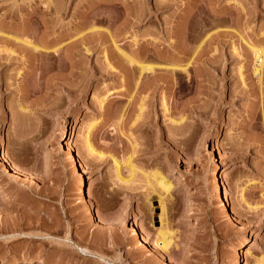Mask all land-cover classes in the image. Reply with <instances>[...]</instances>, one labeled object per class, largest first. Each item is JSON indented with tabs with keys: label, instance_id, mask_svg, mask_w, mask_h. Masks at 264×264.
<instances>
[{
	"label": "rangeland",
	"instance_id": "1",
	"mask_svg": "<svg viewBox=\"0 0 264 264\" xmlns=\"http://www.w3.org/2000/svg\"><path fill=\"white\" fill-rule=\"evenodd\" d=\"M158 1L0 0V264H264V0Z\"/></svg>",
	"mask_w": 264,
	"mask_h": 264
},
{
	"label": "bare ground",
	"instance_id": "2",
	"mask_svg": "<svg viewBox=\"0 0 264 264\" xmlns=\"http://www.w3.org/2000/svg\"><path fill=\"white\" fill-rule=\"evenodd\" d=\"M164 5H165V2H163V1H158L157 3H156V10L158 11V10H161L162 8L164 9ZM56 8H57V6H56ZM58 9V8H57ZM57 13H58V11H57ZM148 15V14H147ZM150 15V14H149ZM146 17V16H145ZM94 30V29H93ZM83 32V31H82ZM87 32V31H86ZM188 32V31H187ZM193 32V31H192ZM195 32V31H194ZM88 34V33H87ZM86 34L85 33H80V36H79V38L81 37V38H83L82 36H85ZM87 36V35H86ZM194 37H196V36H194ZM78 38V37H77ZM24 42V44H26L27 46H31L32 48H34V50L35 51H38L37 53H42V54H45V56L47 55V57L48 56H52V55H54V54H58V49L57 48H54V49H50L49 48V46H51V44L52 43H50V44H47L46 42L44 43V45L45 44H47V45H45V47L43 46V47H40V46H35L34 44H32V43H30V42H28V41H23ZM81 43H82V41H80ZM55 43V42H54ZM53 43V44H54ZM75 46V45H74ZM3 47V46H2ZM1 47V48H2ZM0 48V53H4L5 52V54L7 53V55L9 56V58H11V55H16V52L15 51H12V50H10V49H1ZM118 49V48H117ZM123 54V53H122ZM255 57H256V60L258 61V62H260L261 61V64H260V68L259 69H257V71H256V73H261L262 72V70H263V64H264V50H256L255 51ZM43 56V55H42ZM53 57V56H52ZM55 57V56H54ZM189 57V56H188ZM127 60H128V62L130 63V65H132L133 66V73H132V71H131V77H133V80H134V82H135V85L136 86H138V84H139V81H141V78L143 77V75L144 74H153L154 72H155V66L154 65H150V64H148V63H146L147 62V59L146 58H144L143 56H141V57H138V59H135V58H130V57H127ZM190 61V60H189ZM193 60L191 59V61L189 62V64H187V66H181V67H176V66H173V72H175V71H180L183 75H184V77H186V78H190V72H189V67H190V65L193 63L192 62ZM109 65V64H108ZM109 67H112L111 66V64L109 65ZM113 69V68H112ZM174 82H176L175 80H174ZM192 82V81H191ZM105 100V99H104ZM100 101V104H101V107H102V105H103V103L105 102V101ZM163 105H164V109H165V112H168V108H167V103H166V98L165 97H163ZM143 108H144V103H142L141 104V106H140V110H141V113H142V111H143ZM175 122V121H174ZM173 122V123H174ZM176 123V122H175ZM95 126H96V124H93L92 123V125H90L88 128H87V133H86V135H85V144H86V148H87V151L89 152V155L92 157H96L98 154H97V152H96V150L93 148V146H92V144H91V142H90V134H91V132L93 131V129L95 128ZM70 149V148H69ZM72 150V149H71ZM71 154V153H70ZM99 156V155H98ZM72 158V157H71ZM8 159H9V157H8ZM77 159V158H76ZM10 160V159H9ZM78 160V159H77ZM8 163V162H7ZM9 164V163H8ZM14 165V164H13ZM19 167V166H18ZM18 167H16V166H13L12 168H14L15 169V171H16V173H18V174H20L21 175V173H23ZM14 169H13V171H14ZM134 171V170H133ZM27 173V172H26ZM224 172L222 173V175L224 176ZM24 175V174H23ZM134 175V174H133ZM226 175V174H225ZM27 176V175H26ZM152 175H150L149 176V174H147L146 173V175H145V179H147V183H148V185H149V188L148 189H150L151 191H150V194L147 196V200H148V203H149V205H151L152 203H151V201H158L159 202V205H160V208H161V210H162V214H160L161 215V218L162 219H164L165 218V215H166V199H168L167 197H169L170 195V190H171V184L166 180V178L164 177V176H162V175H158V174H156V175H154L153 174V180H151L150 179V177H151ZM117 179L119 180V181H121V182H125V180L122 178V176L120 175V171H119V169L117 168ZM224 179V178H223ZM127 182V181H126ZM217 184V183H216ZM78 189V188H77ZM218 189V188H217ZM223 189V188H222ZM81 190V189H80ZM149 193V192H148ZM225 196V195H224ZM219 197V196H218ZM219 199V198H218ZM226 208V207H225ZM234 215V214H233ZM236 215V214H235ZM239 217H241V216H239ZM160 218V219H161ZM165 220V219H164ZM164 220H162L161 221V223H162V225H161V228L159 229V231H158V238H157V246H159V242H161L163 245H162V250H167L169 247H170V245H171V238H172V234H171V232L168 230V229H166V227H164V224H163V221ZM238 220V219H237ZM245 222V221H244ZM243 222V223H244ZM246 223V222H245ZM135 230V229H134ZM139 232V231H138ZM143 240V239H142ZM252 244V243H251ZM248 246V245H247ZM248 250H249V248H248ZM239 262V261H238Z\"/></svg>",
	"mask_w": 264,
	"mask_h": 264
}]
</instances>
